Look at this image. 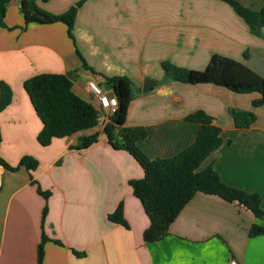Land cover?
Here are the masks:
<instances>
[{
	"label": "crops",
	"instance_id": "obj_1",
	"mask_svg": "<svg viewBox=\"0 0 264 264\" xmlns=\"http://www.w3.org/2000/svg\"><path fill=\"white\" fill-rule=\"evenodd\" d=\"M78 1L36 4L59 14ZM238 1L254 9L264 6V0ZM4 23L0 81L10 86L12 99L0 110V158L15 166L29 155L37 166L11 171L0 164V264H37L42 233L48 240L41 264H264V234H249L253 223L264 226V217L213 194L195 193L164 237L145 241L149 218L129 184L143 170L126 150L109 144L103 131L107 120L41 146L36 137L42 124L23 87L38 73L69 74L73 91L89 101L87 80L114 94L104 77H128L133 97L125 125L145 128L147 136L138 147L149 158L170 157L189 146L199 123L186 116L203 110L220 128L221 144L199 169L211 165L224 183L256 192L264 210V103H251L259 93L175 80L163 68L169 63L202 70L213 54H220L264 77V38L251 33L227 2L84 0L70 38L61 21L24 24L18 0H9ZM146 78L155 85L143 92ZM230 107L252 111L254 121L236 127ZM94 133L96 141L74 147L81 136ZM32 180L49 191L46 200ZM120 202L126 226L107 217Z\"/></svg>",
	"mask_w": 264,
	"mask_h": 264
},
{
	"label": "trees",
	"instance_id": "obj_2",
	"mask_svg": "<svg viewBox=\"0 0 264 264\" xmlns=\"http://www.w3.org/2000/svg\"><path fill=\"white\" fill-rule=\"evenodd\" d=\"M9 0H0V26H5L4 16ZM84 0H79L62 13H49L37 6L36 0H18L24 24L30 22L46 24L61 21L66 25L70 38L73 20L77 7ZM246 23L251 33L264 38L261 28L264 27V6L254 9L243 5L238 0H223ZM24 28V27H23ZM247 57V52H244ZM165 75L179 81L189 83H213L226 87L234 92H257L259 97L252 100V105L264 103V77L256 73L240 61L220 54H213L202 70H186L164 63ZM117 98V110L103 126L109 144L114 149L126 150L139 163L143 175L131 179L129 184L149 218L148 226L143 230L145 241H156L168 233L170 223L179 214L182 207L197 193L213 194L229 202H236L249 209L256 218L264 217L260 207V197L256 192L224 183L217 171L211 166L199 169L201 162L221 144L220 128L213 118L203 110H196L186 116L187 120L199 123L195 140L187 147L170 157H147L138 147V142L145 139L147 132L142 126L125 125V117L129 102L133 97L132 81L126 76L104 77ZM23 87L30 99L35 113L41 121V129L37 134V142L47 146L56 137H63L83 129L91 128L99 123V113L90 101L85 100L72 89L69 74L42 72L26 78ZM12 99L10 86L0 81V110ZM234 125L247 127L255 119L252 111L229 108ZM97 140V134L81 136L74 147H86ZM0 164L15 171L20 167L35 169L37 160L24 155L15 166H10L0 158ZM37 192L46 200L49 191L40 189L35 180ZM47 212L46 204L41 212V224ZM108 219L126 226L122 216V203H118ZM251 236L264 234V226L253 223ZM48 240L44 233L37 246V264H41L43 244ZM60 244L59 240H53Z\"/></svg>",
	"mask_w": 264,
	"mask_h": 264
},
{
	"label": "built area",
	"instance_id": "obj_3",
	"mask_svg": "<svg viewBox=\"0 0 264 264\" xmlns=\"http://www.w3.org/2000/svg\"><path fill=\"white\" fill-rule=\"evenodd\" d=\"M85 86L87 99L97 109L99 120L105 119L108 122L110 116L117 110L118 102L116 96L105 92L99 82L93 78L87 80ZM231 264H236V262L231 260Z\"/></svg>",
	"mask_w": 264,
	"mask_h": 264
},
{
	"label": "water",
	"instance_id": "obj_4",
	"mask_svg": "<svg viewBox=\"0 0 264 264\" xmlns=\"http://www.w3.org/2000/svg\"><path fill=\"white\" fill-rule=\"evenodd\" d=\"M154 85H155V81L154 80L149 79V78H146L143 81L142 91L143 92H146V91H148Z\"/></svg>",
	"mask_w": 264,
	"mask_h": 264
}]
</instances>
